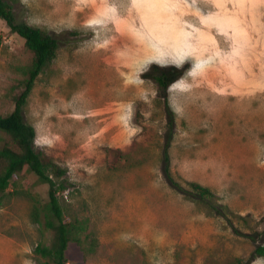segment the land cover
<instances>
[{"label": "rangeland", "instance_id": "rangeland-1", "mask_svg": "<svg viewBox=\"0 0 264 264\" xmlns=\"http://www.w3.org/2000/svg\"><path fill=\"white\" fill-rule=\"evenodd\" d=\"M6 1L59 40L24 118L66 171V223L84 224L67 264H264L253 255L264 245V0ZM32 59L0 19V115ZM156 66L185 71L165 93ZM170 136L171 176L211 188L225 217L169 184ZM48 192L28 170L11 181L0 264H43Z\"/></svg>", "mask_w": 264, "mask_h": 264}, {"label": "trees", "instance_id": "trees-1", "mask_svg": "<svg viewBox=\"0 0 264 264\" xmlns=\"http://www.w3.org/2000/svg\"><path fill=\"white\" fill-rule=\"evenodd\" d=\"M0 19L6 22L13 34H17L25 41L26 48L33 55L32 62L22 81L23 90L14 99V110L7 115H0V132L9 135L14 143V146L8 144L0 146V198L6 194L14 177L25 170L35 174L41 182L48 184L49 211L45 219L39 222L51 233V242L48 245H37L34 253L37 258L44 261L43 264H67L66 252L69 244L73 239L79 240L75 238V235L77 236L84 230V224L81 223L74 227L66 223L59 198V193L67 190L66 182L63 180L66 171L36 149V129L24 118V109L38 77L57 57L59 40L44 29L18 21L13 4L9 1L0 0ZM184 71L185 69L177 70L156 66L152 70L151 77L167 93L170 85L179 79ZM174 124L173 116L169 113L170 131L173 130ZM170 140L171 136L168 138L164 151V174L169 184L183 195H190L193 199L205 203L219 216L225 217L223 209L227 208L219 203L211 188L192 182L188 183L192 191H187L171 176L167 151ZM253 255L264 257V245L257 246Z\"/></svg>", "mask_w": 264, "mask_h": 264}]
</instances>
